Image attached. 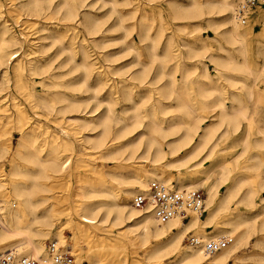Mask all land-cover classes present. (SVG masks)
<instances>
[{
    "label": "bare ground",
    "instance_id": "bare-ground-1",
    "mask_svg": "<svg viewBox=\"0 0 264 264\" xmlns=\"http://www.w3.org/2000/svg\"><path fill=\"white\" fill-rule=\"evenodd\" d=\"M104 1L111 4L110 14L117 15L108 30H124L121 38L105 35L104 25L109 17L97 7ZM149 1L165 2L174 21H193L195 30L200 28L202 20L214 26L223 40L219 41V49L226 56L212 59L220 75L217 78L208 75L204 83L215 84L212 93L222 95L224 90L217 82L226 76L233 88L241 83L242 92L231 93L234 100L230 107L222 98L214 104L205 101L203 107H197L190 94L184 92L185 81L178 84L172 76L164 84V68L171 62L175 61V72L178 68L196 67L194 59L204 70L208 69L207 64L203 57L198 59L197 49L189 42L178 44L174 34L159 52L162 27L158 26L153 33L152 24H147L143 15L135 24L127 25L133 12L125 14L118 9L120 5H129L130 0H23L14 12L17 19L25 16L28 26L35 27L40 44L35 49L27 36L30 32H17L6 20L0 25V130L7 123L5 116L15 114L13 120L21 134L13 149L10 140L0 137V164L8 156L10 162L8 172L0 165V252L12 249L36 264H56L46 250V239L56 237L57 240H51L70 247L63 233L66 228L73 234L74 244L77 239L87 237L103 241V237L89 231L88 225L104 222L124 229L126 238L132 236L143 245L151 244L148 260L160 262L166 255L174 254L185 264H228L253 233L264 231V196L260 202L256 200L264 193V130L257 128L255 132L259 136L254 137L255 122L249 117V103L256 91L245 84L246 78L237 74L247 73L254 81L264 75L262 69L252 68L247 59L246 43L251 29L243 26L246 23L238 15L245 0ZM259 2L263 4L264 0ZM155 10L162 21L163 9L155 6L152 12ZM134 32L137 39L124 48L135 53L131 63L112 65L118 61V53L107 55L97 50L112 41L125 42ZM100 35L104 40L102 47L98 44ZM141 45L149 52L150 63L140 59ZM184 47L189 49L184 51ZM54 48L55 56L46 58L47 52ZM156 60L159 68L153 75ZM114 75L129 78L115 81ZM106 87L109 93L104 98L101 92ZM199 90L202 98L212 95ZM136 94L142 98L154 97L155 102L137 100ZM243 96L249 101H243ZM208 112L216 114L215 121L204 124ZM244 123L243 135L234 137ZM88 131L97 133L86 135L84 142L95 154L112 161L116 168L114 172H100L101 178L81 182L77 195L82 200L75 206L77 217L66 215L65 227L57 229L58 214L50 208H41L46 200L44 194L51 191L52 181L68 168V159L64 160L60 153L72 150L76 139ZM231 142L236 145L231 147L232 151H227L229 146L220 150L227 155L217 156L215 150L201 156L203 147ZM238 147L240 153L236 154ZM138 151L141 154L137 155ZM241 156L246 157L244 167L252 171L250 175L240 171ZM139 159L153 166L127 168L130 162L138 163ZM207 160L210 164L206 167ZM174 167L180 170L174 178L177 185L171 184ZM105 175L120 185L117 191L107 187ZM155 179L176 191L204 186L206 200L202 212H187L188 222L177 216L162 223L151 206H132L134 196L147 193ZM219 187L224 188L222 194ZM235 200L249 212L227 219V214L234 211L230 205ZM204 211L205 220L200 216ZM219 217L222 222H215ZM209 225H214V229L212 236L206 237L199 230ZM192 230H198L200 239L191 237L193 248L184 250V238ZM221 236L233 240L227 247L207 254L204 246L211 242L208 238L217 241ZM106 247L104 244L92 247L97 249L89 253V263L102 264L106 256L96 251ZM107 261L106 264H115L111 259Z\"/></svg>",
    "mask_w": 264,
    "mask_h": 264
},
{
    "label": "rangeland",
    "instance_id": "rangeland-1",
    "mask_svg": "<svg viewBox=\"0 0 264 264\" xmlns=\"http://www.w3.org/2000/svg\"><path fill=\"white\" fill-rule=\"evenodd\" d=\"M22 1L23 0H0V10L3 12V14L0 16V25H2V22L4 20H6L12 27H14V30H16L17 32H22L24 34H28L30 32L27 36L29 37V40L33 41L31 44L35 45L34 48L38 49L40 41H38L37 39L38 37L36 34L37 31L35 27L28 26V22L25 19V16L20 15L19 19H17V15L14 12L17 9H19ZM242 1H240L239 3H241ZM130 2L131 3L127 6L123 7V5L122 6L120 5L118 7L120 11L126 12L125 14H130V12H133L132 14L134 16L131 19L128 18V21H126L127 25L135 24L137 20H139L140 17L143 15L145 17L144 18L145 22L147 24L148 23L152 24L153 33L157 32L158 26L162 27L164 34L162 36L159 45V52H161L162 47L165 45L168 38L172 34H174V38L178 44H182L183 41L189 42L188 44H191L197 49V51H195V54L199 55L198 59H201L200 57H203L204 58L203 60L207 64L208 69L204 70L202 69L199 62L196 61L197 59H194L195 63H197L196 67H186L185 69L178 68V70L175 72L173 66V63L175 61L171 62L167 64V66L164 68L165 77H163L162 82L164 84L170 82L172 76H175L178 84H181V82L185 81L186 85L184 92L190 94L197 107H201V106L203 107V102L205 101H209L210 103L214 104L220 98H222L225 101L226 105L230 107L231 102L234 100L231 97V93L233 91L242 92L241 83L237 84L236 88H233L231 86V83L228 81L227 77L221 76L219 78V81L217 82L219 84L217 86L223 88L224 92L222 93V95L218 93H212L213 92L212 87L215 86V84L212 85L205 84L206 83L205 80L208 75H211L213 78H217L220 75L219 72L216 70V66L214 62H212V59L215 58V56H226L225 53H222L219 49V41H223L219 31H217L216 28H214V26H210V24H208L206 20L201 21L200 28L198 30L194 29L193 21L190 20L174 21L172 19V16L168 13L167 4L163 1H156L150 3L149 0H130ZM155 6L156 7L160 6V8L163 9L164 11L163 13L164 18L162 19V21L159 19L156 10L155 12H152V8H154ZM97 7L101 8L99 9L100 12L105 13L109 17L108 22L106 23V25H104V29H106L105 35L109 37L121 38L124 34V30H119V31L108 30L110 24H112L113 20H115V18L117 17L116 14H110V9H111L110 2H105V1L100 2ZM243 26H247L251 29V34L248 36V41L246 43L248 62L252 68L257 70L262 69L264 71V3L261 4L258 0L256 5L252 9H250V12L248 13L247 16V22ZM101 37L102 35L98 37L99 38L98 44H100L102 47L101 43L104 40ZM134 39H137L135 32L133 33V35L131 34V36H129L125 40L126 43L124 41L122 42V40H119V42L112 41L110 43L104 44L105 46L103 48L101 49L99 48L97 50L98 51L101 50V54H107V55L112 54L113 52H114L113 54L118 53L117 55L118 61L113 62L111 64L118 66L125 65L127 63H131L133 61V57L135 60V53L132 51L127 52L125 50L126 46L131 44V42L134 41ZM91 46H94V43H92ZM145 49L146 48H143V45H141L140 59L144 63H150L152 58L150 57V54L147 51V49L146 50ZM188 49H189L188 47H184L183 50L187 51ZM56 53L57 51L55 48L49 50L46 54L47 55L46 58L47 57L53 58ZM185 56H187L186 52H185ZM103 58H101L102 62H104ZM55 60L58 61L59 59H55ZM137 68H141V66L138 65ZM158 68H159V62L156 60V62L154 63L153 75ZM237 74L240 75L239 77L246 78L247 79L245 80L246 83L245 82L244 83L247 86H252L253 89L256 91L255 96L252 98V100L249 103L250 106L249 117H251L255 122L254 137H257L259 136V134L257 135V133L255 132L256 129L261 128L262 130H264V75L263 78H260L258 81H254V79H251L247 73L237 72ZM121 78H129V77L128 76L126 77V75L122 77L115 75L113 76V79L115 81H118ZM244 78L242 79L244 80ZM199 89H201L206 95H211V94L212 95L206 98H202L200 96ZM37 91L40 92L41 89L38 88ZM108 93H109L108 87L104 88L103 91L101 92L104 98L107 97ZM243 97H244L242 99L243 101H249V99L246 96ZM20 99L22 98L20 97ZM136 99L147 101V103L155 102L154 97L142 98V96L137 95ZM119 107L120 105L116 106L117 111H120ZM210 110L211 109H208V111ZM213 114L214 116H212ZM205 115H207V119L204 122V124L215 121L214 118L216 114L214 112H210V113L208 112ZM87 116H89V114ZM7 117L10 119H8ZM5 118L6 120H4V123L6 122L7 123L3 128H1L0 133H2L3 135L0 134V137L10 140L13 149L16 147L17 143L19 142L21 134L16 129V120H13L16 118L15 114L12 115L8 114L7 116H5ZM244 130H245V123L241 128V131L238 134H234L233 136L234 137L237 135L242 136ZM9 131L10 133H8ZM86 133L84 132L81 135L82 137L80 136L78 139H76V143L74 144L72 150H66L60 153L61 157H63L64 160L68 159V163H69L68 168L65 169L63 174L59 175L60 177L52 181V183L50 184L51 191L44 194L46 195V200L43 201L41 208H50L52 212L58 214V217L60 218L59 220L60 223L57 225V229L58 228L61 229L65 227L67 221L66 215L68 216V214H71L77 217V211L75 206L82 200L81 197L77 195L79 191V185L81 184V182L90 179L94 180V178L96 179V177L101 178L100 172L102 173L114 172L116 168L115 167L116 165L113 164L112 161L106 160L105 158L98 156L99 154H95V151L91 148V146L84 142V138L86 135L92 136L95 133H97V131L95 132L88 131ZM135 133L136 132H134V134ZM233 146L236 145L231 142L229 144L222 143L218 147L217 146L203 147L201 148L202 149L201 156L208 155L210 154V152L213 153V151L215 150L216 151L218 150L217 156L227 155L225 151L220 152V150L224 148L227 149L228 147L227 151L229 152L232 151L231 147ZM236 150H237L236 154H239L240 147H238ZM139 154H141L140 151L137 152V155ZM240 158H241L240 171H242L244 175H250L252 171L244 167L246 157L241 156ZM7 159L0 164V165L2 164L4 165V169H6V172H8L10 169V162ZM141 160L142 159H139L138 163L136 162L134 164L130 162V164L126 166L128 169H132V170L133 167L150 168L153 166L151 162L144 161L143 163V161L141 162ZM209 164L210 161L207 160L204 165L207 167L209 166ZM179 171L180 170L177 167L171 168V176L173 177V181L171 183L172 185H177V182L174 181V178H176V176L179 175L180 173ZM105 177L107 181V187L108 188L111 187L112 189L117 191L120 185H118L116 182H113L110 177H107L106 175ZM195 189L202 191L204 194V199L206 200V191L204 186L198 185V187ZM219 192L220 194H222L224 192V188L219 187ZM242 194L243 193L241 192L239 194V197L242 196ZM262 196H264V193H261L260 195L257 196L256 199L257 202H260V198ZM130 204L133 206L132 201L130 202ZM230 208H232V210L234 211L231 214H227L226 217L227 219L232 218L231 216L234 217V215L246 214L247 212H249L244 205H238L237 200L231 203ZM206 214L207 212L204 211L200 215L203 220H205ZM222 215L226 216V214L223 213ZM189 218L190 217H188L187 219L185 217L183 219L185 220V222H188ZM222 220L223 219L219 217L218 219L215 220V222L221 223ZM103 223L97 222L94 225H88L89 231H93L96 233V235L103 237L104 238L103 241H99L96 238L87 237L83 239H77V244H74L75 240L73 238V234L68 229L66 228L63 229V233L66 236L67 242L69 243L70 247L63 246L61 243H59V245L63 248L65 252H70L74 256L75 264H90L88 261V256H90L89 253L97 249V248L92 249V247L102 244L106 245L107 247L108 246H111V248L113 247L112 249L111 248L108 249L106 247L105 250L98 249V251H96V253L100 252L102 253L101 255L106 256L103 259L104 262L102 264L108 263L107 260L110 259L113 260L115 264H185V263H180L179 258H177V256H175L174 254L166 255L165 257L162 258V261L160 262H156L155 259L148 260L147 254L150 251L151 244L143 245L141 240H139L138 238H133L132 236L126 238L125 236H123L124 229H121V227L112 226V224L110 223H104V224ZM213 229H214V225H209V227L207 226L204 229H200L199 232L204 234V236L206 237H211L212 236L211 233ZM199 232L198 230H192L191 232L186 234L182 247L184 248V250L193 248L190 245L189 240L191 237L199 238L198 237ZM52 238L53 240H57L56 237H52ZM52 238L46 239L45 245L47 251H48V243L50 241H53L51 240ZM222 238L225 237L221 236L220 239ZM210 240L212 241V239L208 238L207 241ZM207 257L210 256L207 255ZM204 264H207V262H205ZM228 264H264V231H257L253 233V235H251L247 243L243 245L229 259Z\"/></svg>",
    "mask_w": 264,
    "mask_h": 264
},
{
    "label": "built area",
    "instance_id": "built-area-1",
    "mask_svg": "<svg viewBox=\"0 0 264 264\" xmlns=\"http://www.w3.org/2000/svg\"><path fill=\"white\" fill-rule=\"evenodd\" d=\"M257 2L258 0H245L239 7L238 15L243 24L247 21L249 9ZM132 204L137 208L151 206L157 219L164 223L177 216L185 218L187 212L201 213L204 208V194L198 189L176 191L155 179L150 183L147 193H137L134 196ZM232 240L233 238L228 236L208 242L204 246V251L207 254L215 253L227 247ZM48 251L56 264H75L74 256L70 252H65L57 242L50 241ZM0 264H36V262L29 257L19 256L15 250H9L0 252Z\"/></svg>",
    "mask_w": 264,
    "mask_h": 264
}]
</instances>
